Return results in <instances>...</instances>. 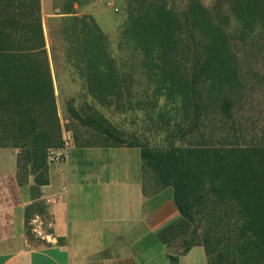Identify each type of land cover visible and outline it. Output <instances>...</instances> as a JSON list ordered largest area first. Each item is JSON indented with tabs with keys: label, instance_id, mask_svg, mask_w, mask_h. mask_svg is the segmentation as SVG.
Instances as JSON below:
<instances>
[{
	"label": "trees",
	"instance_id": "16d2710c",
	"mask_svg": "<svg viewBox=\"0 0 264 264\" xmlns=\"http://www.w3.org/2000/svg\"><path fill=\"white\" fill-rule=\"evenodd\" d=\"M46 1L60 11L44 26L41 0H0V147L20 149L18 182H48L60 107L75 143L87 129L139 148L154 189L171 186L192 225L185 246L201 245L207 264H264V128L238 115L263 84L248 64L264 60V0H124L110 33L79 13L94 0ZM135 63L175 107L156 112L154 144L124 138L108 116L130 107Z\"/></svg>",
	"mask_w": 264,
	"mask_h": 264
},
{
	"label": "crops",
	"instance_id": "0c3cea01",
	"mask_svg": "<svg viewBox=\"0 0 264 264\" xmlns=\"http://www.w3.org/2000/svg\"><path fill=\"white\" fill-rule=\"evenodd\" d=\"M78 84L59 81L67 94ZM57 86L54 78L59 105ZM84 139L73 141L67 163L47 166L38 189L31 175L18 182L20 149L0 147V264H207L201 245L185 246L192 225L171 186L154 189L139 148ZM53 194L58 201L45 203ZM35 216L43 224L29 236Z\"/></svg>",
	"mask_w": 264,
	"mask_h": 264
},
{
	"label": "rangeland",
	"instance_id": "374dc122",
	"mask_svg": "<svg viewBox=\"0 0 264 264\" xmlns=\"http://www.w3.org/2000/svg\"><path fill=\"white\" fill-rule=\"evenodd\" d=\"M114 2L118 8L116 11L106 5L105 0H94L91 4L79 9V12L96 14L94 15L96 22L104 31L110 33L120 22L121 7L124 0H114ZM41 4L43 10L42 20L45 26L48 18L47 12L53 11L54 8H52L46 0H41ZM46 46L47 49H49V45L47 44ZM261 61L262 62L258 64L249 63L248 66H255V69H257L256 72L251 75H254L256 79L262 81L263 84L261 85H263V91H260L261 85L258 84L251 98V105H245V110H240V113H238L240 116L239 120L244 121L245 117H249L252 122H255L252 129H249V131L252 130L251 132H253V130L259 132L262 128H264V60L261 59ZM132 69V77L134 81L132 85V93H130L132 101L130 107L126 105L124 110L115 111L111 116H108L112 120L113 124L124 132V138H129L133 134L139 139L144 138L145 140H149L151 144H154L157 140L154 131V127L156 126L154 124V120L157 115L156 112L159 110L171 112L175 109V107L173 108V104L169 99L167 100L164 95L159 97L153 95L154 88L156 86H160L161 84L159 82H157L158 85L153 83V81L149 79L147 75L148 71L144 67L135 63ZM124 99H126L125 96ZM136 102L140 103L136 104ZM81 138L96 140V138L93 137L91 132L87 129H83Z\"/></svg>",
	"mask_w": 264,
	"mask_h": 264
},
{
	"label": "built area",
	"instance_id": "2783aa9c",
	"mask_svg": "<svg viewBox=\"0 0 264 264\" xmlns=\"http://www.w3.org/2000/svg\"><path fill=\"white\" fill-rule=\"evenodd\" d=\"M106 5L115 11L118 9L114 0H105ZM73 146V137L70 131L63 128L61 130V143L56 147L48 148L46 153V165H54L67 163L70 156V149ZM66 186H62L63 191H65ZM44 201L47 204H53L58 201V196L53 194L51 196L44 197ZM45 223V222H44ZM43 223L39 216H35L32 220L31 230L32 232L40 233V225ZM46 226L49 228L51 226L50 222H46Z\"/></svg>",
	"mask_w": 264,
	"mask_h": 264
},
{
	"label": "water",
	"instance_id": "95a60500",
	"mask_svg": "<svg viewBox=\"0 0 264 264\" xmlns=\"http://www.w3.org/2000/svg\"><path fill=\"white\" fill-rule=\"evenodd\" d=\"M169 253H170V251H169Z\"/></svg>",
	"mask_w": 264,
	"mask_h": 264
}]
</instances>
